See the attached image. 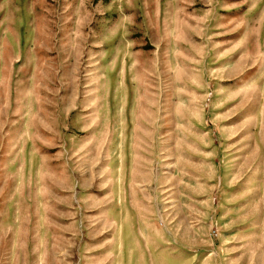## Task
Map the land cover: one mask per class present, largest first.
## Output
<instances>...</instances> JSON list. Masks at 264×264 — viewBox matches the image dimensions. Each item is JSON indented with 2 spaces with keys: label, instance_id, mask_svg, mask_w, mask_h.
<instances>
[{
  "label": "rangeland",
  "instance_id": "1",
  "mask_svg": "<svg viewBox=\"0 0 264 264\" xmlns=\"http://www.w3.org/2000/svg\"><path fill=\"white\" fill-rule=\"evenodd\" d=\"M0 264H264V0H0Z\"/></svg>",
  "mask_w": 264,
  "mask_h": 264
},
{
  "label": "built area",
  "instance_id": "2",
  "mask_svg": "<svg viewBox=\"0 0 264 264\" xmlns=\"http://www.w3.org/2000/svg\"><path fill=\"white\" fill-rule=\"evenodd\" d=\"M213 233H216L215 231H213Z\"/></svg>",
  "mask_w": 264,
  "mask_h": 264
}]
</instances>
